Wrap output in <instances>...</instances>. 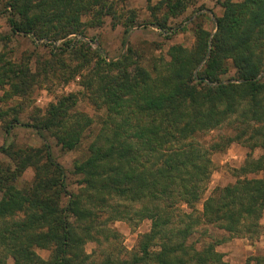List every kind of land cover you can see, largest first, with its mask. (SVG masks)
<instances>
[{
    "label": "trees",
    "instance_id": "obj_1",
    "mask_svg": "<svg viewBox=\"0 0 264 264\" xmlns=\"http://www.w3.org/2000/svg\"><path fill=\"white\" fill-rule=\"evenodd\" d=\"M215 1L222 12L209 46L210 34L196 26L192 46L169 47L151 75L129 47L118 60L106 62L84 41L71 38H86L87 30L109 17L112 28L122 27L125 43L135 17L129 13L116 20L110 1L6 0L0 13L7 28L0 32L2 97L24 99L36 81L28 64H12L3 55L9 41L24 36L49 48L39 72L51 74L63 59L73 64L72 75L82 68L83 93L104 117L85 157L72 165L76 180L68 190L64 169L44 141L51 138L61 150L72 151L91 130L92 119L74 109L75 95L58 97L26 122L18 118L20 103L0 109L4 134L26 126L42 140L38 148L0 146L7 160L0 162V264L7 259L11 264H222L214 250L218 241L193 247L199 224L230 234L257 228L264 214V177L247 176L264 171V154L235 170L233 184L215 187L202 199L213 153L233 143L264 150V81L256 79L264 72V0ZM188 4L161 0L153 7L161 15L148 23L165 32L167 21ZM229 69L232 76L223 78ZM219 128L227 134L215 142L194 141ZM27 169L30 181L19 184ZM132 204L139 208L131 210ZM133 219L150 225L127 259L88 261L86 242L113 240L117 234L106 224ZM36 250L48 252L47 258ZM252 260L264 264V255Z\"/></svg>",
    "mask_w": 264,
    "mask_h": 264
},
{
    "label": "rangeland",
    "instance_id": "obj_2",
    "mask_svg": "<svg viewBox=\"0 0 264 264\" xmlns=\"http://www.w3.org/2000/svg\"><path fill=\"white\" fill-rule=\"evenodd\" d=\"M108 1L112 3L116 20H124L129 16V13L135 17V24L130 27L125 43L122 44V27L116 25L112 28L109 17L103 19L101 27L87 30L85 32L86 38L77 36L71 38L84 41L91 50L97 51L106 62L118 60L129 47L139 56V60H137L139 64L151 75L152 67H157L162 60H166L165 54L169 47L176 45L189 49L192 46L194 41L193 29L196 26H200L210 34L207 40L209 46L210 38L215 31V20L220 17L222 12L215 0H189V4L178 17L167 21L166 28L170 29L163 32L148 23L153 15L157 17L161 15V11L156 14L153 9L161 0ZM5 2L6 0H0V13L5 10L3 8ZM0 32H7L4 14L0 15ZM3 52L5 60L12 64H28L30 73L36 76V81L33 82L29 94L24 99H4L2 97L3 89L0 88V109L20 103L21 112L18 114V118L20 122H26L31 113L39 112L41 114L58 97L73 94L76 97L75 111L85 113L92 119L91 130L84 134L79 146L72 151L61 150L51 138H46V142L44 141L49 145L52 159L64 169L68 190H73V183L76 178L70 176L72 165L76 160L81 161L85 157L87 145L98 131L104 117L102 111H98L90 105L83 93L80 78L85 72L81 68L78 73L70 74L73 64L66 62L64 59L62 64L60 62L55 63L56 67L51 74L45 75L39 72L42 69L40 63H46L49 59V48L41 42L31 43L29 37H15L9 41ZM200 66L201 64L198 65V68ZM232 74L233 70L229 69L223 78H228ZM256 79L264 81V72L260 73ZM224 82L233 83L234 81L227 80ZM224 134H227L226 130L219 128L205 133L194 141L197 140L202 145L207 146L215 142L218 136L221 137ZM8 144L21 148H38L41 146L42 140L29 127L16 126L9 134H4L0 125V146ZM263 154L264 150L259 147L249 150L248 147L240 143H233L224 151L213 153L210 156L213 170L202 199L207 197L215 187L233 184L236 180L235 170L246 161L257 159ZM0 162L7 163V160L1 154ZM31 177L32 170L27 169L19 179V184L29 182ZM262 177H264V171L247 176V178ZM200 203L195 206V210L198 212L201 210ZM180 207L185 212H189L183 205ZM137 208H139L138 204L131 205V210ZM133 212L131 211L130 215ZM149 225L150 223L146 219L140 221L133 219L131 222L117 220L111 224L107 223L105 227L114 230L117 237L98 244L86 242L82 248L83 253L88 255V261L94 263H98L105 257L117 260L127 259L134 250L138 238L148 232ZM191 240L194 242L193 247L195 249H199L201 246L204 247L212 241H218L219 244L214 250L222 255V264H253V257L264 255V214L257 222V228L252 229V232L249 233L230 234L211 225L201 226L200 223ZM35 253L43 260L48 256L46 251L36 250ZM5 264H11V260L7 259Z\"/></svg>",
    "mask_w": 264,
    "mask_h": 264
}]
</instances>
